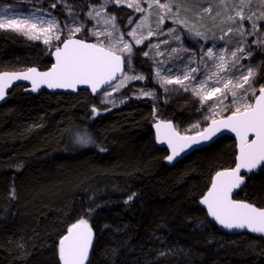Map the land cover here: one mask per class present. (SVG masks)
Masks as SVG:
<instances>
[{
    "label": "trees",
    "instance_id": "1",
    "mask_svg": "<svg viewBox=\"0 0 264 264\" xmlns=\"http://www.w3.org/2000/svg\"><path fill=\"white\" fill-rule=\"evenodd\" d=\"M26 1L63 23L60 4ZM67 1L85 21L76 36L93 40L84 15L100 0ZM106 11L124 30L139 16L113 4ZM183 37L185 44L194 42ZM145 50L144 44L133 47L131 65L145 77L137 85L152 89L160 101ZM51 51L0 30V71L45 70ZM248 61L258 71L256 84L264 85V52L255 49ZM133 89L130 84L123 92ZM198 105L195 96L178 89H170L157 107L132 98L109 107L87 90L32 94L14 86L0 105V264H60L59 240L81 218L94 234L86 264H264L263 237L220 231L198 203L214 173L233 166L234 139L221 136L171 166L164 163L166 150L155 144L156 116L185 128ZM84 131L93 141L87 146L76 143ZM233 198L263 207L264 167L246 176Z\"/></svg>",
    "mask_w": 264,
    "mask_h": 264
},
{
    "label": "snow or ice",
    "instance_id": "2",
    "mask_svg": "<svg viewBox=\"0 0 264 264\" xmlns=\"http://www.w3.org/2000/svg\"><path fill=\"white\" fill-rule=\"evenodd\" d=\"M144 2L147 3V8L142 6L141 0H108V3L126 4L135 12L144 14L132 31L127 33L136 45L142 44L148 37L157 34L152 30L149 20L151 15L149 10L153 6L160 9L159 25H163L165 19H172L174 23L188 27L186 20L179 19V5L175 6L174 11L170 0L165 3H161L160 0H144ZM221 2L223 3V0ZM250 2L251 0H240L239 5L233 9L234 14L227 17V20L236 24V27L229 28L224 36L219 38L224 40L231 34L239 38L240 43L234 49H222L218 54L213 51V48H208L201 56V61L207 57L208 60L214 62L212 66L214 70L201 73L199 67H186L179 75H173L171 69H165L168 75L164 76L161 74V68L157 67L156 76L166 92L168 85H176L179 86L178 90L191 92L198 97L202 106L207 105L209 101L212 102V106L208 109L209 115L204 117L207 127L201 128V122L197 121L185 130V132H194L193 135H182L170 121L157 120L155 128L157 140L166 141L171 149V154L166 157L169 162L193 146L213 141L217 134L224 130L235 133L239 141L235 167L215 173L211 187L201 203L207 205L210 216L226 229H247L254 233L264 234V208H257L253 204L231 199L233 190L238 189L244 182V176L241 175L242 169L251 173L253 170L264 167V85L258 89L254 87L258 79L257 69L241 64L242 59L252 57L251 47H244L247 44V36H255L252 43L264 49V32L261 31L260 26V21H264V12H261L259 16L256 13L245 15L244 9ZM52 7L55 8L56 5L53 4ZM66 7L70 19L63 28L57 18L50 13L47 14L48 18H45L43 14L37 15L35 12L27 17L0 15V30H11L32 40L42 39L45 45L55 47L53 53L55 63L48 71L40 72L33 67L23 72L0 73V100L5 99L7 91L15 81L26 80L31 82L32 91H37L42 85L53 89L73 90L78 85H89L93 93L103 89L102 95L105 101L115 106L114 101L107 100L112 93L106 89L118 91L129 81L145 79L143 75L130 76L124 71L126 64L129 68L131 67L133 45L125 41L124 34L119 32L115 23L116 17L106 15V3H100L98 7L93 6L87 13V16L95 19L98 24L102 22L105 25H111V30L107 27L103 30L98 28L92 30V35L97 38L96 43H87L75 38L84 25L76 20L70 6L66 5ZM204 11L210 13L211 8H205ZM244 21L250 22V28L247 30L244 28ZM129 23L133 21L129 19ZM143 29H147V35L143 34ZM175 31V29L168 30L170 34ZM62 35L64 39H61ZM194 35L204 36L199 31H195ZM100 37L105 39H100ZM173 39L179 41L180 36L173 35ZM54 41H59L62 47L54 45ZM168 42L164 40L161 43L167 44ZM149 47L158 49L159 44H150ZM171 51L178 53L186 50L173 48ZM156 54L163 55L160 52ZM144 55L148 56L149 53L144 52ZM192 62L189 60V65ZM241 69L243 71H240ZM234 70L240 71V75L235 79L232 77ZM198 73L203 76L202 79L197 78ZM229 95L232 97L231 103L225 104L224 101ZM153 96L154 93L151 91L143 89L139 91V97ZM225 111H230V115L223 116ZM96 114L97 110L93 108V115ZM76 143L87 146L93 141L87 131H84L82 134H77ZM135 195V193L130 195L125 203L133 200ZM88 211L91 212L93 209ZM93 236L88 220L81 218L72 224L67 229V234L59 240L60 264H85Z\"/></svg>",
    "mask_w": 264,
    "mask_h": 264
},
{
    "label": "rangeland",
    "instance_id": "3",
    "mask_svg": "<svg viewBox=\"0 0 264 264\" xmlns=\"http://www.w3.org/2000/svg\"><path fill=\"white\" fill-rule=\"evenodd\" d=\"M22 1H26V0H8V1L4 0L0 2V15L8 14L10 17L13 15L20 16V17H27L33 12H35L37 15L43 14L45 18H48L47 14L50 13L52 16L56 17L57 20L59 21V18L57 17V15L54 14V12H50V10L48 11L47 8L46 9L42 8L38 5H35L34 3H30V1H26V3H23ZM48 2L52 4H60L61 11L65 15L63 19V23L61 24L62 28L66 22H69V19H70L68 16V8L66 7V5L70 6L71 11L76 16V20L78 22H82L85 27V21L81 20L80 12L75 8V6L71 2L67 0H48ZM160 2L165 3V2H169V0H160ZM170 2L173 4L174 11H175V6L179 5V9H180L179 19L186 20L188 27H184L183 25L176 24L173 22L172 19H165L164 24L159 25L158 15L160 13V9L153 6L149 10L151 12L149 20H150L152 30L156 32L157 34L151 37H148V39H146L142 43L144 44L146 48L145 52L149 53V55L146 57L152 64L153 80L161 88L162 100L160 101L158 100L156 93L152 89L137 85L138 83L143 82L144 79L143 80H132V81H129L125 87L119 89L118 91H112L110 88L106 89L107 91H110L112 93L111 96L107 97V100L114 101L115 105L121 104L120 102L121 100H123L124 101L123 103H125L127 102L129 98H132L135 100L148 99L157 107L158 105H160L161 102L163 103L166 101L168 97V91L170 89H179V86L168 85L167 86L168 91L166 92L164 90V87L161 86L159 79L156 76L157 67L161 68L162 70L161 74L164 76L168 75V72L164 71L165 69H171L173 75H179L181 72H183L186 69V67H191V68L199 67L201 73H206L209 70H214L212 68L213 63H214L213 61L208 60L207 57H204V60L201 61V56L203 55L204 52L207 51L208 48H213V51L218 54L222 49H234L237 46V44L240 43L239 38L231 34L229 36H226L224 40L219 39L221 36H224V34L227 32L229 28L234 29L236 27V24L232 23L231 21H228L227 17L229 15L234 14L233 9H235L239 5L240 0H223V3L221 2V0H170ZM100 3H106L107 6L109 4L116 5L114 3H108V0H100ZM99 4L96 6L98 7ZM141 4L143 7L147 8V3H145L144 0H141ZM117 6L127 7L126 4L117 5ZM92 7L93 6H91L90 8ZM209 7L211 8V12L210 13L205 12L204 9L209 8ZM129 9L135 12L134 9L132 8H129ZM88 11L84 15V18L87 19L90 24L88 32L91 35V37H93V41L97 42V38L92 35V30L94 28L103 30L105 27L111 30V25L110 24L105 25L102 22L98 24L95 19H90L87 16ZM244 11H245V15L256 13L257 16H259L261 12H264V3H262V0H251L250 4L247 7H245ZM136 13L138 12H135V14ZM138 14H139L138 18L126 30L120 28L118 23H116L115 21L116 25L119 28V32L124 34V37H123L124 40L131 43L133 47L142 45V44L136 45L133 38L127 35V33L132 31V29L136 26V23L144 15L143 13H138ZM106 15H108L107 11H106ZM243 23H244V28L246 30L250 28L249 21H244ZM158 25H159V28H158ZM260 26H261V31L264 32V21H260ZM169 29H175L176 31L173 34H170L168 32ZM189 29H192V31H189ZM195 31H199L203 33L204 36L202 37L195 36L194 35ZM142 32L144 35H147V29H143ZM183 33H185L188 38L193 39L194 42L190 44H185L183 41V38H184ZM173 35H179L180 40L179 41L174 40ZM26 38L30 41L41 42L44 45V48L46 50H51L55 48L50 45H45L42 39L32 40V39H29L28 37ZM255 38H256L255 36H247L246 37L247 44H245L244 47L245 48L251 47L252 53L255 49H259V50H262V52H264V49L258 48L255 44L252 43V41ZM100 39H105V38L100 37ZM164 40H167L169 42L167 44L161 43ZM58 43L59 41L53 42V44L57 46H58ZM150 44L151 45L159 44V48L158 49L151 48L149 47ZM173 48L185 49L186 51L172 53L171 50ZM157 52L163 53V55H157L156 54ZM189 60L193 61L190 65H189ZM248 60L249 58L242 59L241 64L244 65L245 67H249V66L252 67V64L249 63ZM125 68H126L125 72L130 76L131 75H143V73H141L140 71L133 69L132 65L129 68L126 64ZM240 71H243V69H241ZM240 71H235V70L233 71L232 73L233 79H235V77L240 75ZM197 78L202 79L203 76L200 73H198ZM209 83L211 84L212 82L210 81ZM130 84H134V89L133 91L130 92L129 95H127L123 91ZM254 87H256L257 89L259 88V86L256 84V81H255ZM141 89L153 92L154 96L153 97H139V91ZM196 98L198 99V102H199L198 108H196L194 117L191 120H189L185 128H181L178 125L176 126L175 123L171 120L174 123V126L177 129V131H179L181 134L194 133V132H185V130L189 129L190 126L195 124L197 121L201 122V128H202L203 123H205L204 117L209 115L208 109L209 107L212 106V102L209 101L207 105L202 106L199 98L198 97ZM231 100H232V97L229 95L228 99L225 100L224 103L230 104ZM97 101L100 104H103L109 107L114 106L113 103H109L105 101V98L102 95V92L99 95H97ZM227 112L229 111L223 112L222 115H224ZM155 118L159 120H167L165 118L158 117V116H156Z\"/></svg>",
    "mask_w": 264,
    "mask_h": 264
},
{
    "label": "water",
    "instance_id": "4",
    "mask_svg": "<svg viewBox=\"0 0 264 264\" xmlns=\"http://www.w3.org/2000/svg\"><path fill=\"white\" fill-rule=\"evenodd\" d=\"M75 38H76V39H82V38H79V37H77V36H75ZM82 40H84V41L87 42V43H96V42H94L93 40H86V39H82ZM58 46H61V47H62L61 44H59ZM54 51H55V48H53L52 51H51L50 57H51L52 63L50 64V66H49L47 69H45V70H39V69H38L37 67H35V66L28 67V68H33V67H34V68H36V69H37L38 71H40V72L48 71V70L51 68V66L55 63V56L53 55ZM28 68L20 69V70H3V71H0V73H3V72H23V71H26ZM124 71H125V68H124ZM17 85H22V86H23V91H24V92L32 93V94H38L41 90H45V91L50 92V93L61 92V93H70V94H76L78 90H87V91L90 93L91 96H97V95H99V94L103 91V89H102V90H100V91H98V92H96V93H93L92 90H91V87H90L89 85H78L77 88H76L75 90H73V89H65V88H54V89H53V88H48L46 85H42L37 91H32V90H31V82H30V81H26V80H18V81H15V82L13 83V85L10 87V89L7 91V94H6L5 99L0 100V105L6 102V100H7V98H8V94H9V92L11 91V89H12L14 86H17ZM227 115H230V113L227 114ZM227 115H223V116H227ZM219 118H220V117H217V119H219ZM158 120H159V119H158ZM156 121H157V120H156ZM156 121H155L154 123L151 124V127H152V130H153V133H154L155 144H156L158 147H160V148H164V149L166 150V156H165V158H164V163H165L166 165L171 166V165H173L175 162L179 161L180 159H182L183 157H185L186 155H188L189 153H191L192 151L197 150V149L202 148V147H207V146H209L212 142H214L216 139L220 138L221 136L227 135V136L232 137V138L234 139V141H235V145H236L235 161H234L233 166H231V167H229V168H233V167H235V164H236V156L238 155V151H239V150H238V143H239V141H238V139L236 138L235 133H232V132H230V131H228V130H224V131H222L221 133L217 134V136L213 139V141H210V142H207V143H204V144H201V145L193 146L192 148H190V149L186 150L185 152H183L179 157H177V158H175L173 161L169 162V161L166 159V157H167L168 155L171 154V149L168 147L166 141L162 142V141L157 140V130H156V128H155V123H156ZM161 121H170V122L172 123V125L174 126V124H173V122H172L171 120H161ZM174 127H175V126H174ZM203 127H207V124H205ZM203 127H202V128H203ZM193 134H194V133L187 134V135H193ZM182 135H183V134H182ZM249 138L251 139L252 137L250 136ZM224 169H228V168H224ZM224 169H221V170H218V171H222V170H224ZM259 169H260V168H258V169H256V170H253L251 173H247V172H245V170H243V169L241 170V175L244 176V182L241 184V186H240L238 189H234V190H233V192L231 193V199H232V200H235V201H242V200L234 199L233 196H234V195L236 194V192H237V191H238V190H239V189L245 184V176L250 175V174H252V173H256V172H258ZM215 173H216V172H215ZM215 173H214V175H213L212 178H211V182H212L213 177L215 176ZM210 187H211V183H210L208 189L205 191V193L200 197L198 203H199V206L205 210V212H206V214H207V217H208L212 222H214V224L218 227V229H219L220 231L225 232V233H230V234H235V233H239V232H241V231H245V232H247V233H250L251 235H254V236H261V237L264 238V234L254 233V232H251V231H249V230H247V229H232V230H229V229H226V228L222 227L221 225H219V223L216 222V221L214 220V218L211 217L210 214L208 213L207 205H204V204L201 203V201H202L204 195L207 194V192H208V190L210 189ZM243 202H246V201H243ZM246 203H249V202H246ZM250 204H251V203H250ZM254 206H255V205H254ZM255 207H257V206H255ZM257 208H264V206H263V207H257ZM66 234H67V230H66V232H65L61 237H63V236L66 235ZM60 239H61V238H60ZM92 242H93V241H92ZM91 247H92V246H91ZM90 251H91V248H90V250H89V255H90ZM88 259H89V256H88ZM87 261H88V260H87ZM87 261L85 262V264L87 263Z\"/></svg>",
    "mask_w": 264,
    "mask_h": 264
},
{
    "label": "bare ground",
    "instance_id": "5",
    "mask_svg": "<svg viewBox=\"0 0 264 264\" xmlns=\"http://www.w3.org/2000/svg\"><path fill=\"white\" fill-rule=\"evenodd\" d=\"M157 120H158V119H157ZM154 122H155V121H154ZM154 122H153V123H154ZM151 128H152V127H151ZM152 131H153V130H152ZM153 134H154V133H153ZM154 140H155V139H154ZM212 143H213V142H212ZM212 143H211V144H212Z\"/></svg>",
    "mask_w": 264,
    "mask_h": 264
},
{
    "label": "flooded vegetation",
    "instance_id": "6",
    "mask_svg": "<svg viewBox=\"0 0 264 264\" xmlns=\"http://www.w3.org/2000/svg\"><path fill=\"white\" fill-rule=\"evenodd\" d=\"M248 176V175H247ZM246 177V176H245Z\"/></svg>",
    "mask_w": 264,
    "mask_h": 264
}]
</instances>
